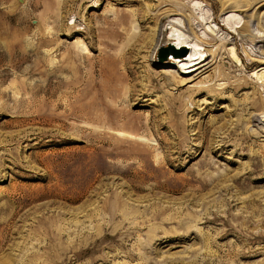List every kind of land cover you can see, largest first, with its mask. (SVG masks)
Returning <instances> with one entry per match:
<instances>
[{
	"label": "rangeland",
	"instance_id": "1",
	"mask_svg": "<svg viewBox=\"0 0 264 264\" xmlns=\"http://www.w3.org/2000/svg\"><path fill=\"white\" fill-rule=\"evenodd\" d=\"M221 1L163 4L209 80L148 0H0V264H264V0Z\"/></svg>",
	"mask_w": 264,
	"mask_h": 264
},
{
	"label": "bare ground",
	"instance_id": "2",
	"mask_svg": "<svg viewBox=\"0 0 264 264\" xmlns=\"http://www.w3.org/2000/svg\"><path fill=\"white\" fill-rule=\"evenodd\" d=\"M154 1L155 0H148V2H147L148 3V9L143 7V5H142L141 8L135 9L134 12H133L134 13V17L135 16H139L141 18L142 23H147V22H149L150 19L152 20V22L155 21V27L153 28L152 32H150L148 34L140 33L137 36V39H136V41L140 43L142 48H146L148 53H152L153 51H155L159 45H160L159 46L160 49H166L165 47L163 48L161 46V39H160V34L163 31L162 28H161V22L166 17V16H164V13H166V12H168V13H182L176 7L169 6V8H167V9L163 8V4L168 3V5H169L174 0H157V2L153 3ZM228 1H230V0H227V1L226 0L225 1L222 0L221 1V5L224 7L226 2H228ZM219 2H220V0H219ZM257 2H258V0H246V1L237 0V1H234L231 5L228 4L229 7H228V9H226V11L241 10L242 7H243L242 3H244V6H246L249 9V8L254 7V5ZM212 4L213 5L216 4V1H213ZM183 6H185V5H183ZM190 8H191V11H193V14L197 13L198 16L200 15V17L195 16V17H197V20H199L198 23H200V18L206 20L205 17H204L205 16L204 12H203L204 10L197 3H194V5H192V6H189V9ZM154 9L155 10L158 9V12L156 14H152V12H151ZM171 15H173V14H171ZM188 22H189V27H190V29L193 32V37H194L193 40H186V38L183 37V34L181 32H179L178 30L174 29V28H172V31L170 33L171 37H173V35L176 37L175 45L174 44H170V46H172L173 48H175L177 46H181L180 50L172 52L171 55H173L175 58L177 56H181V53H182L183 49H186V53L182 54V55H186L188 51H187V48L184 47V46H186V44H190V47H191V51H190V54H189L190 56H191L192 52H195V54L196 53L201 54L199 56V58H197L199 60L192 66V70H196L198 73L199 72L202 73V72H205V71L209 72V75L207 77V79H209V80L212 79L216 75V71H211L210 70V65L212 64L211 61H213L215 58L217 59L218 55L221 54L222 49L226 46L227 43H231V47H230L231 52L230 53H232V56L236 57L239 60V58L236 56V51H235L236 43L233 40H230L229 36L227 34L225 35V32L221 28H219V30H217L216 28L210 27L211 28V35L207 34L208 36H206V34H204V32H202V31H201V34H200V32H196L195 31L194 27L192 26V23H191L190 19H188ZM122 23L124 25L125 22L123 21ZM122 23H120V24H122ZM209 23H211V22H209ZM205 24H208V20L206 21ZM226 24L230 28H233V29L236 28V24H234L233 20L230 17L226 18ZM176 31H177V33H176ZM241 32H242L243 35H245L244 32H246L247 35L250 36V38H252V41H256V39L258 40V38H259L258 41H264L262 39L263 34H259V33H257V34L255 33L254 34V31L251 30V24L249 22H247L246 25L244 27H242ZM136 35L137 34L134 33L132 35V37H135ZM166 41L169 42V38H167ZM137 42L134 41V43L131 44V47L129 48L131 51H134L135 49H137L136 48V46L138 45ZM210 43L215 45V49L214 50H212V48L209 49L212 52V55H213V59H211V60H209L208 58H204V56H203L204 53H203V51H201V47H202L201 45L204 46L206 44V46H208L207 44H210ZM205 49H207V48L205 47ZM84 50L87 51V47H84ZM195 54H193V55H195ZM124 63H126V62H124ZM168 76H170V75H168ZM262 77H264V75H262ZM169 78H171V77H169ZM204 80H206V79H204ZM204 80H202V81H204ZM240 87H241V85H237L236 86V88H238V89H240ZM210 89L205 88V87H200L198 91L199 92L207 91L209 93V91H211Z\"/></svg>",
	"mask_w": 264,
	"mask_h": 264
},
{
	"label": "water",
	"instance_id": "3",
	"mask_svg": "<svg viewBox=\"0 0 264 264\" xmlns=\"http://www.w3.org/2000/svg\"><path fill=\"white\" fill-rule=\"evenodd\" d=\"M164 48V47H163ZM166 49H160L159 50V53H158V56L159 58H163L165 57V55L169 52H175V51H178L176 50V47L173 48L172 46L168 45L167 47H165ZM182 53L184 54L185 53V49H183Z\"/></svg>",
	"mask_w": 264,
	"mask_h": 264
}]
</instances>
